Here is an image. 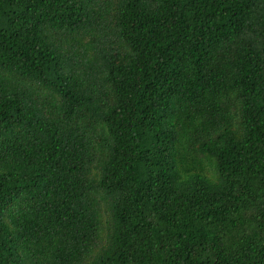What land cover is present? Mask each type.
<instances>
[{
	"label": "trees",
	"instance_id": "16d2710c",
	"mask_svg": "<svg viewBox=\"0 0 264 264\" xmlns=\"http://www.w3.org/2000/svg\"><path fill=\"white\" fill-rule=\"evenodd\" d=\"M0 264H264V0H0Z\"/></svg>",
	"mask_w": 264,
	"mask_h": 264
}]
</instances>
